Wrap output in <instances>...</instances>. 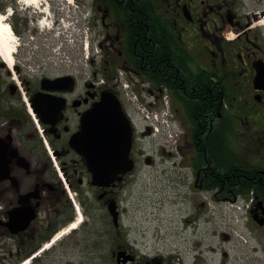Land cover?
Instances as JSON below:
<instances>
[{
  "label": "flooded vegetation",
  "instance_id": "obj_1",
  "mask_svg": "<svg viewBox=\"0 0 264 264\" xmlns=\"http://www.w3.org/2000/svg\"><path fill=\"white\" fill-rule=\"evenodd\" d=\"M58 3L40 0L48 12L35 16L29 8L23 17L16 0H0V12L11 8L7 21L19 49L48 40L22 35L23 29L37 33L48 16L50 33L63 43L53 10ZM72 5L88 6L91 51L84 63L76 50L63 54L55 68L36 63L42 53L23 55L18 49L12 66L0 55V264H209L208 253L219 254L214 264H264V0H72ZM121 79L156 102L164 89L169 92L182 142L161 153L171 159V168H189L188 186L206 193L215 206L238 196L224 168L256 169L245 214L232 222L217 212L221 225L212 235L238 240L232 244L235 256L208 248L202 239L163 253L128 238L122 195L141 160L153 165L139 146L150 134L135 128L134 167L108 185L93 182L85 158L86 145L98 151L101 141H91L95 134L88 140L78 136L83 114L104 92L120 95ZM112 202L117 222L109 211ZM199 207L205 223L215 218L207 217L213 211L206 200ZM98 220L106 227L96 229ZM228 229L237 230L236 236Z\"/></svg>",
  "mask_w": 264,
  "mask_h": 264
},
{
  "label": "rangeland",
  "instance_id": "obj_2",
  "mask_svg": "<svg viewBox=\"0 0 264 264\" xmlns=\"http://www.w3.org/2000/svg\"><path fill=\"white\" fill-rule=\"evenodd\" d=\"M16 4L22 6L20 11H24V8H31L32 14L37 15L42 10V4L38 7L27 6L25 7L22 2ZM78 15V14H77ZM46 24L43 26H36L37 33L32 30L31 33H27V30L23 29L22 35L32 34L39 38L47 37L48 40L44 43L40 42V39L33 43H30L25 50L17 49V51L23 55L32 53H42L40 60H36V63L40 65H47L50 68H55L54 63H61L64 61L63 56L56 54L58 44L56 37L50 33L49 26L51 25L50 16L43 19ZM82 23V21H81ZM87 24L78 25L80 29V36L78 38L86 39ZM78 28L76 27V30ZM21 37V35H20ZM17 42L19 41L16 36ZM88 40L91 42L90 33L88 31ZM22 41V39L20 40ZM65 49L68 46L64 47ZM70 50V49H68ZM79 52L80 61L85 62V59L81 57L82 48L77 50ZM91 51V50H90ZM71 52V50H70ZM35 55V54H34ZM36 56V55H35ZM43 56V57H42ZM44 58V59H43ZM85 58V57H84ZM29 64L33 66L32 62ZM128 110L132 114L135 123L140 128L142 122L139 118H136L138 114L135 110L128 106ZM172 132L182 133V128L176 123L171 125ZM165 135L162 133L156 137H143L139 141L141 146L152 159L153 165L150 167L145 164L143 160L140 161L139 167L134 176L128 180V184L123 191L121 206L123 211L122 223L123 228L130 240H133L136 244L144 245L149 249H158L163 253H168L172 248H181L189 246L194 243L196 239H202L208 248L210 246L222 247L226 249L229 254L235 256L237 254L236 249L232 247L233 242L237 243L235 238L230 241H224L220 236L212 235L213 230L219 231L218 225L220 223V213L218 210H223L217 206L213 211V214L208 213L207 217L215 216L205 223L206 216H203L204 209L199 207V202L202 199L200 192H197L189 187V181L192 178V174L189 168H171V159L162 155L161 149L171 151V148L165 147L162 144ZM177 138V137H176ZM182 142L181 139H177ZM175 148L173 147V150ZM215 206V205H214ZM230 216V215H229ZM186 218H194V221L185 222ZM222 218H225L222 216ZM231 221H234V217L230 216ZM215 220V221H214ZM105 222L102 220L96 221V229H100L102 226L106 227ZM239 225V229L241 228ZM227 230V228H223ZM229 232L236 236L237 230L228 229ZM209 250V249H208ZM219 254L208 253V263L214 264L218 261ZM237 258V257H236ZM237 261L244 262L242 258H237Z\"/></svg>",
  "mask_w": 264,
  "mask_h": 264
},
{
  "label": "water",
  "instance_id": "obj_3",
  "mask_svg": "<svg viewBox=\"0 0 264 264\" xmlns=\"http://www.w3.org/2000/svg\"><path fill=\"white\" fill-rule=\"evenodd\" d=\"M92 134L95 137L92 136L91 141H101L98 151L86 145L90 151L86 152L85 158L93 174V182L97 185H108L121 180L133 168V125L115 93L104 92L101 99L83 114L78 136H85L88 140ZM109 211L116 222L114 202L109 206Z\"/></svg>",
  "mask_w": 264,
  "mask_h": 264
},
{
  "label": "bare ground",
  "instance_id": "obj_4",
  "mask_svg": "<svg viewBox=\"0 0 264 264\" xmlns=\"http://www.w3.org/2000/svg\"><path fill=\"white\" fill-rule=\"evenodd\" d=\"M24 5L38 6L39 0H19ZM21 3V4H22ZM7 14L0 15V55L8 66L14 63V53L17 47L16 35L13 33L10 24L7 21ZM40 25H43L42 23ZM228 34V33H227ZM131 107V106H130ZM76 224L73 226L75 227Z\"/></svg>",
  "mask_w": 264,
  "mask_h": 264
},
{
  "label": "trees",
  "instance_id": "obj_5",
  "mask_svg": "<svg viewBox=\"0 0 264 264\" xmlns=\"http://www.w3.org/2000/svg\"><path fill=\"white\" fill-rule=\"evenodd\" d=\"M233 169H236V172L233 173ZM224 174L229 176L230 180L235 179V186L232 187V190L235 194L245 195L250 189L254 188V180L258 175L256 169L253 168H224ZM239 176L238 178H235ZM216 177V175H214ZM255 176V177H254ZM214 181H219L216 177Z\"/></svg>",
  "mask_w": 264,
  "mask_h": 264
}]
</instances>
